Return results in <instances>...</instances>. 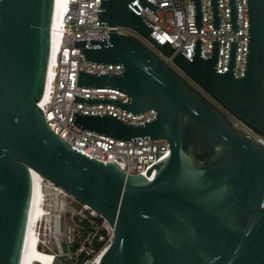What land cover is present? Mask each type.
<instances>
[{
  "label": "water",
  "instance_id": "1",
  "mask_svg": "<svg viewBox=\"0 0 264 264\" xmlns=\"http://www.w3.org/2000/svg\"><path fill=\"white\" fill-rule=\"evenodd\" d=\"M229 29L236 30L235 0H227ZM201 29L199 0H192ZM247 45L243 77L215 72L218 42L201 60L173 62L233 116L264 137V0H245ZM54 0H0V264H20L33 197L32 172L94 211L112 230L98 264H264V145L241 135L126 28L166 56L140 17L158 7L146 0H99L105 39L75 40L84 60L121 65V75L78 71L76 87L112 89L127 102L73 97L72 103L110 105L130 115L149 110L154 120L130 126L108 115H72V124L118 142L165 140L169 155L142 175H125L112 163L88 159L46 124L37 103L46 86ZM211 27L219 29L217 0ZM196 155L207 156L196 161Z\"/></svg>",
  "mask_w": 264,
  "mask_h": 264
},
{
  "label": "built area",
  "instance_id": "2",
  "mask_svg": "<svg viewBox=\"0 0 264 264\" xmlns=\"http://www.w3.org/2000/svg\"><path fill=\"white\" fill-rule=\"evenodd\" d=\"M157 6L152 14L140 9L138 17L153 31L150 33L158 44L165 41L174 48L171 56L164 55L144 36L126 28H115L116 33L128 36L155 54L159 60L205 102L217 110L230 127L264 145V137L243 121L233 116L218 101L195 83L174 62L180 53L191 62L193 44L201 43L199 57L209 60L211 43L218 42L215 72L225 73L229 43H236L235 59L231 72L234 79L243 77L247 45V14L245 0H235L236 30L229 29L227 0H217L219 29L211 27L210 0H199L201 29L194 28L192 0H146ZM99 0H65L59 37L50 63V77L41 100L36 104L48 127L72 149L76 148L88 159L112 163L125 175H142L168 155L165 140L118 142L75 127L72 115H108L130 126H140L155 118L149 110L130 115L110 105H83L72 103L73 97L87 99H111L124 104L127 98L112 89H87L76 87L78 71L91 75H121V65H94L83 59L80 51L72 47V41L105 39L107 27L98 25L96 10ZM43 180V179H42ZM45 182V183H44ZM62 199V201H61ZM65 199H70L65 201ZM41 213L33 227L34 249L38 255L31 264H98L100 257L112 239V230L94 211L76 202L51 183L42 181L40 197Z\"/></svg>",
  "mask_w": 264,
  "mask_h": 264
},
{
  "label": "bare ground",
  "instance_id": "3",
  "mask_svg": "<svg viewBox=\"0 0 264 264\" xmlns=\"http://www.w3.org/2000/svg\"><path fill=\"white\" fill-rule=\"evenodd\" d=\"M64 3L65 0H54L52 24L50 29V57H49V64L47 70V78L50 77V63L53 59L55 47L57 44V39L60 34L59 28L61 26V18H62V12L64 10ZM32 177H33V197H32V204H31L30 215H29L20 264H31V262H33L36 258H38V255L34 249L36 240L35 237L33 236V227L37 215L41 213L40 197H41V183L43 180L39 175H37L34 172H32Z\"/></svg>",
  "mask_w": 264,
  "mask_h": 264
},
{
  "label": "trees",
  "instance_id": "4",
  "mask_svg": "<svg viewBox=\"0 0 264 264\" xmlns=\"http://www.w3.org/2000/svg\"><path fill=\"white\" fill-rule=\"evenodd\" d=\"M195 157H196V161L197 162L206 161V159H207V156H198V155H196Z\"/></svg>",
  "mask_w": 264,
  "mask_h": 264
},
{
  "label": "rangeland",
  "instance_id": "5",
  "mask_svg": "<svg viewBox=\"0 0 264 264\" xmlns=\"http://www.w3.org/2000/svg\"><path fill=\"white\" fill-rule=\"evenodd\" d=\"M45 183V182H44ZM68 200H70V199H65V201H68ZM61 201H62V199H61Z\"/></svg>",
  "mask_w": 264,
  "mask_h": 264
}]
</instances>
